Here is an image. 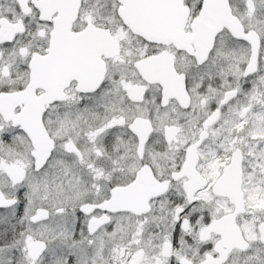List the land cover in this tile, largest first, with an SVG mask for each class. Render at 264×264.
Here are the masks:
<instances>
[{"label": "snow or ice", "instance_id": "1", "mask_svg": "<svg viewBox=\"0 0 264 264\" xmlns=\"http://www.w3.org/2000/svg\"><path fill=\"white\" fill-rule=\"evenodd\" d=\"M0 264H264V0H0Z\"/></svg>", "mask_w": 264, "mask_h": 264}]
</instances>
